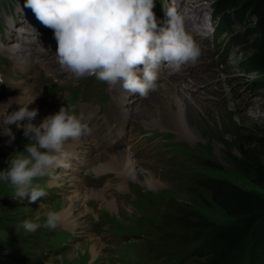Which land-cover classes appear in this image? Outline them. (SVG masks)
Wrapping results in <instances>:
<instances>
[{"label":"rangeland","instance_id":"obj_1","mask_svg":"<svg viewBox=\"0 0 264 264\" xmlns=\"http://www.w3.org/2000/svg\"><path fill=\"white\" fill-rule=\"evenodd\" d=\"M156 1L153 8L155 17H157V7H159V0ZM214 1L161 0L163 9L168 7V2H170V6H174V3L179 4L181 11L186 8L187 4L194 6L197 12L190 11L192 17H188L184 21L187 25L186 30L191 34L199 50L198 55L192 61L183 65L181 74L184 76L180 77L184 78V83L183 80L175 78L165 79L164 82H178L184 86L185 93L197 98L204 96L203 102L209 108L206 111L207 118L205 117L203 121L196 120L193 124L197 135L195 140H189L173 127L170 129L159 128L168 131L167 139L177 142V150L172 147L167 150L164 147H159L155 150L156 158L149 160L148 164V160L137 161L139 169H145L152 173L160 184L156 188H151L135 180L136 184L132 193L139 198L140 203L120 197L119 200H117L118 198L114 199L118 207L113 212H108L105 208L101 209L98 204L91 209L87 206L89 211H92L85 214V223L93 216L104 214V222L108 226L107 233L114 235L113 250H108V254H106L103 249L105 246L100 243L102 251L98 255L99 257L91 260L87 250L81 247L87 240V235L94 237L85 229V224L72 231L76 237L72 241H70L72 236L62 235L63 237H61L60 232H54L56 246L48 244L50 237L48 232L58 226L55 228L41 227L31 233L25 232L21 221L34 217L38 212L42 213L48 208L59 210L61 203L69 196L58 202L43 203L35 208L38 203L33 205L27 198L23 200L11 198L14 195V189L8 184L0 183V220L4 223L0 226V264H21L20 261L16 263L14 260H26L27 258H29L28 264H39L42 256H52L54 253L57 255L55 254L56 256L54 255L46 264H103L107 261L109 264H152V253H148L149 251L160 255L165 263L181 257V260L177 262L189 264L188 258H182L185 247H179L174 241H163L164 233H166L165 227L162 226L164 225L163 220H166L172 211L173 203L188 204L191 209L199 212L200 215L217 226L231 222L209 201L205 190L193 186L196 179L227 180L264 199V190L255 186L252 183L251 173L239 167L237 163L241 157L240 148L244 146L247 136L251 137V141H254L253 146L264 163V88L254 87L255 83L264 85V72L244 75L237 67L238 62L252 52L246 39H243L239 45H233L231 42L234 35L244 33L243 26L234 25L227 32L223 20L214 18L216 24L213 28V36L211 32L213 21H211V26H208V18L212 13ZM4 5L5 9L11 7L14 17H21L16 9L15 1L7 8V0H0V21H4L2 18L5 12L10 14L8 10H2ZM203 17L204 20H202ZM187 19L188 22L193 20L192 23L189 24ZM197 20L200 24H197ZM189 25L199 28L194 29L195 32L204 30V35H194L193 31H189L191 28ZM0 30L2 31L1 25ZM3 31L4 35L9 33L8 28ZM218 56L223 57L221 62H218ZM45 68L46 71L49 68L54 69L53 74L63 86L62 90L71 86L70 80L63 75L61 67L48 64ZM194 82L196 84L192 86ZM155 94L157 95L158 91L152 93L154 97ZM53 103L55 104L54 101ZM142 104H144V100ZM54 109L57 110L54 106L51 109L52 112H55ZM151 113H140L139 110H136L135 120H133L135 125L147 128L142 123L145 120V123L151 124L154 119L151 117L153 114ZM14 133L15 139L11 141V147L4 149L0 146V168H6V159L10 153L23 150V146L27 142L22 129L17 128ZM64 182L62 181L61 184H66ZM136 189L142 190L147 195L139 196ZM113 196L115 195L113 194ZM88 201H92V199H88ZM77 202L79 205L82 204L81 200ZM94 212L95 214H93ZM138 216L143 218L141 223L137 220ZM145 229L158 230V237L153 231ZM139 235L144 236V239H138ZM43 239L47 241V244H43ZM136 245L141 246V250H135ZM113 256L116 258L111 259Z\"/></svg>","mask_w":264,"mask_h":264},{"label":"clouds","instance_id":"obj_2","mask_svg":"<svg viewBox=\"0 0 264 264\" xmlns=\"http://www.w3.org/2000/svg\"><path fill=\"white\" fill-rule=\"evenodd\" d=\"M25 5L53 29L55 54L62 68L75 77L94 75L127 94L149 97L160 87L162 64L178 71L198 55V46L176 7H164L167 19L157 24L155 0H25ZM47 50L41 45L42 52ZM24 95L23 90L0 103V134L7 135L11 143L15 133L9 125L15 124L27 138L23 150L10 153L7 167L0 168V183L14 189L11 198L35 202L46 195L40 178L71 166L74 153L65 145L92 130L64 104L40 123H33L38 109L29 105L40 94L26 102L18 99ZM14 103L19 107L12 109ZM61 219V210L48 208L25 218L21 226L31 233L41 227L55 228Z\"/></svg>","mask_w":264,"mask_h":264},{"label":"trees","instance_id":"obj_3","mask_svg":"<svg viewBox=\"0 0 264 264\" xmlns=\"http://www.w3.org/2000/svg\"><path fill=\"white\" fill-rule=\"evenodd\" d=\"M211 16L222 19L227 32L234 25L245 28L231 39L233 45L246 39L252 50L238 62L239 71L244 75L264 72V0H215ZM254 87L264 85L255 83ZM250 139L247 136L241 146L237 163L264 190V163ZM193 186L205 190L209 201L231 222L217 226L188 204L174 202L163 220V241L185 247L183 257L189 264H264V199L223 179L200 178Z\"/></svg>","mask_w":264,"mask_h":264},{"label":"bare ground","instance_id":"obj_4","mask_svg":"<svg viewBox=\"0 0 264 264\" xmlns=\"http://www.w3.org/2000/svg\"><path fill=\"white\" fill-rule=\"evenodd\" d=\"M174 7L178 9V5L174 3ZM182 8V6H180ZM181 12L184 14V19L188 17H192L190 14V11L194 10L193 12H197L194 9V6L191 4H187ZM190 7V8H189ZM188 11V12H187ZM197 15V13H196ZM190 19V18H189ZM204 20V17L202 18ZM8 24L12 26V21L10 19H7ZM193 21V20H191ZM187 22L190 24V22ZM197 24H200V22L197 20ZM186 23V21H185ZM192 23V22H191ZM190 26V25H189ZM191 28L189 31H193L194 29H199L197 26H190ZM16 31V30H15ZM28 26H22L20 30H17L16 32L23 33V32H29ZM197 31V30H196ZM204 30H201L200 32H203ZM199 31L195 32L193 31L194 35L201 34ZM24 38L19 36L18 42L23 43ZM13 48L8 49V53H12ZM7 50V49H6ZM5 50V51H6ZM28 51V50H27ZM25 51H23L24 53ZM22 52L19 54V59H22ZM30 58L26 59L24 62H28ZM19 68L22 70L23 67L19 63L17 64ZM51 73H54V69L48 70ZM57 72V70H56ZM184 83V82H183ZM20 83H17L16 88L19 86ZM196 82L192 84L194 86ZM28 87L26 82H22L21 87L18 90L15 91V96H19L23 93L25 95L23 97H19L18 99H22L25 102L31 98V96H34V94L31 91H28ZM158 94L154 97L151 93V95L147 98H143L144 104L139 106L140 113H151L154 119L150 123H145L143 120V126L144 127H156V128H171L175 129L178 133L184 135L189 140H195L197 138L196 131L193 127V124L196 120H201L207 118L206 111L209 108L207 104L203 102L204 96L195 97L194 95H189L188 93H185L184 86L178 82H172L167 81L163 82L159 89L157 90ZM194 94V90H193ZM1 100L0 103L7 101ZM142 103V102H141ZM53 102H44L39 97L36 98V100L29 105V108H37L38 114L34 118L33 123H40L42 119L50 114H53L52 108L54 107ZM19 106L17 104L12 105L13 108H18ZM11 110V109H10ZM56 111V109H54ZM133 115V120L134 119ZM139 118V117H138ZM24 123V121H22ZM3 125L0 124V128H2ZM9 127L12 128L13 132H16L17 127L15 124L9 125ZM179 135V134H178ZM9 137L4 134H0V146L4 149H7L8 147H11V143H8ZM144 161V160H142ZM150 162L149 160L147 161ZM122 168L126 173L131 175V177L134 180L139 181L140 183H143L146 186H150L151 188H156L158 185H160L158 180L155 179V177L150 173L149 171L145 169H139L138 162L131 158L129 155H127L125 152H116L111 153L105 156H96L91 160L90 167L88 170L87 175L92 174H98V173H104L110 170H115L118 177L122 176ZM60 176V175H58ZM65 183V182H64ZM66 186L72 187L75 189L72 191V195L69 196L68 199L63 201L61 203V207L59 210L62 212V219L60 223H63V225L71 226V227H78L83 224H85V214L88 211L83 207V205L78 204V200L83 199V196L86 195L88 199H92V201L101 199L100 208H105L108 212H113L117 209L118 204L114 200V197L102 194L101 192L97 191H81L78 189L81 188L79 185H75L73 183L67 184ZM81 194H84L81 196ZM147 195V194H145ZM37 205V204H36ZM87 240L85 243L81 246L82 248H85L91 258H96L102 249V245H100V241L95 239L94 237H91L87 235ZM99 257V256H98ZM97 257V258H98Z\"/></svg>","mask_w":264,"mask_h":264}]
</instances>
